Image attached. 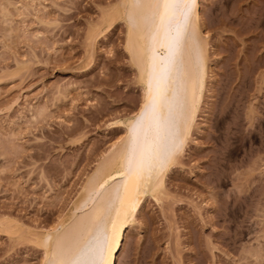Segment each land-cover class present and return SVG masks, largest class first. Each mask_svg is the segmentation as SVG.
Segmentation results:
<instances>
[{"label": "rangeland", "instance_id": "obj_1", "mask_svg": "<svg viewBox=\"0 0 264 264\" xmlns=\"http://www.w3.org/2000/svg\"><path fill=\"white\" fill-rule=\"evenodd\" d=\"M120 2L0 0V264H46L38 234L72 212L141 108ZM199 5L204 100L117 264H264V0Z\"/></svg>", "mask_w": 264, "mask_h": 264}, {"label": "bare ground", "instance_id": "obj_2", "mask_svg": "<svg viewBox=\"0 0 264 264\" xmlns=\"http://www.w3.org/2000/svg\"><path fill=\"white\" fill-rule=\"evenodd\" d=\"M117 11L127 24V52L144 100L124 121L127 138L99 164L72 212L38 234L46 264H88L90 242L99 244L100 264H117L143 198L165 191L204 100L209 47L199 0H121ZM71 229L75 238L68 241Z\"/></svg>", "mask_w": 264, "mask_h": 264}]
</instances>
